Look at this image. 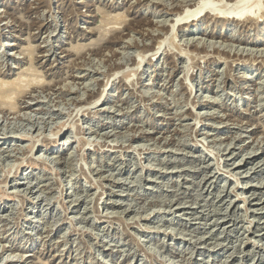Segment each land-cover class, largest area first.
I'll list each match as a JSON object with an SVG mask.
<instances>
[{
  "label": "rangeland",
  "instance_id": "rangeland-1",
  "mask_svg": "<svg viewBox=\"0 0 264 264\" xmlns=\"http://www.w3.org/2000/svg\"><path fill=\"white\" fill-rule=\"evenodd\" d=\"M200 1L0 0V248L40 264H264V13L173 26Z\"/></svg>",
  "mask_w": 264,
  "mask_h": 264
},
{
  "label": "bare ground",
  "instance_id": "bare-ground-1",
  "mask_svg": "<svg viewBox=\"0 0 264 264\" xmlns=\"http://www.w3.org/2000/svg\"><path fill=\"white\" fill-rule=\"evenodd\" d=\"M189 1V0H188ZM222 0H220V2H221ZM224 1V0H223ZM228 1H230L229 3H226V4H223V5H219L217 2H215V0H202V1H200L198 4H193V5H190L189 7H186L185 9H182V11L180 12V14L178 15V17H177V19H175L176 21H175V23L173 24V26H175L176 24H179L180 26H182V28H184V26L185 27H189V26H192V27H196V30L200 33V30L202 29V28H206L207 29V27H204L203 26V24H201L200 22H203L204 23V19H205V17L207 16V15H211V16H214L215 17V19H218V20H221L223 23H222V27L223 28H226L227 27V25L228 24H231V22H235V21H237V22H240V23H245V22H253V21H255L256 22V20H259L262 16H263V13H264V10H262L263 8H262V0H254V8H252V7H248L247 5H249L248 3L250 2V1H253V0H227V2ZM219 2V1H218ZM161 3V2H160ZM163 3V2H162ZM251 3V2H250ZM216 4H218V5H216ZM168 7V6H167ZM205 8H207L208 10L206 11V13L205 14H203V15H201L202 14V11H204V10H206ZM201 13V14H200ZM211 18H213V17H211ZM211 18H210V20H211ZM261 20V19H260ZM162 23V22H161ZM258 23V21L256 22V24ZM158 24H159V22H158ZM235 24V23H234ZM160 26V25H159ZM239 26V25H238ZM40 28V27H39ZM172 28V27H171ZM56 30V29H55ZM195 29H190V28H188V33L189 34H193L192 36V43L194 44V46H196V47H198L199 45H203V46H205L206 45V42H205V44H204V42H201L200 40H198V39H196L195 37H194V31ZM160 31V30H159ZM158 31V32H159ZM204 31V30H203ZM206 31H208V30H206ZM214 31V30H213ZM236 30H232V33L233 32H235ZM150 32V31H149ZM203 33H205V32H203ZM163 34V33H162ZM206 34V33H205ZM207 35H209L212 39H214V38H216L217 39V37H221L220 35V32L216 35L214 32H212V30L207 34ZM206 35V36H207ZM235 35L236 34H233V35H229V36H226L227 37V40L228 41H235V40H233V38L235 37ZM175 37V36H174ZM47 38V37H46ZM173 38V37H172ZM235 39V38H234ZM242 39V38H241ZM250 39V38H249ZM239 40V38L238 39H236V41H238ZM162 41V40H161ZM208 41V40H207ZM252 41H254V40H252ZM129 42V41H128ZM172 42V41H171ZM176 42V41H175ZM239 42V41H238ZM242 42V41H241ZM240 42V43H241ZM248 42V41H247ZM4 43V45H6V44H8L6 41L5 42H3ZM207 43H209V42H207ZM217 43L218 42H216V41H210V43H209V47L212 49V47L214 48V49H221L222 47V49H227V47L229 46V51H235L236 52V54H239L240 53V55H242L244 52H245V49H243V48H241V49H243V50H241L239 47H236V49H234L235 47H234V45H232L231 43H230V45H229V43H228V45H224L223 44V42H220L221 43V45H219V46H217ZM219 43V44H220ZM160 44H162V43H160ZM163 44H164V42H163ZM223 44V45H222ZM177 45V44H176ZM239 46V45H238ZM161 47H162V45H161ZM202 47V46H201ZM208 47V48H209ZM32 48V47H31ZM171 48V47H170ZM157 49V48H156ZM234 49V50H233ZM255 49V48H254ZM30 51V50H29ZM183 51V50H182ZM252 51V50H251ZM33 52V51H32ZM158 52V51H157ZM219 52V51H218ZM234 52V53H235ZM247 52V51H246ZM185 53V52H184ZM230 53V52H229ZM252 53H253V55L255 54V56H257L259 53L261 54H259L260 56H262L263 58H264V53H263V50L262 49H259L258 50V48H257V50H253L252 51ZM252 53H251V55H252ZM30 54H32V53H30ZM157 54V53H156ZM231 54H232V52H231ZM147 55V54H146ZM143 56V55H142ZM145 57V56H144ZM30 58V57H29ZM139 58V57H138ZM250 58V57H249ZM31 60H32V58H31ZM140 60H141V58H140ZM143 60V59H142ZM254 63V62H253ZM252 63V64H253ZM140 65V64H139ZM149 70V69H148ZM37 74V73H36ZM126 75H127V73H126ZM248 75V74H247ZM251 77V76H250ZM250 77H248V78H250ZM35 79V78H34ZM33 79V80H34ZM218 79V78H217ZM245 79V78H244ZM18 80V79H17ZM22 80V79H21ZM21 80L19 81V85L21 84V86L20 87H23L22 86V83H20L21 82ZM91 80V79H90ZM263 80V79H262ZM28 81V80H27ZM127 81H128V79H127ZM126 81V82H127ZM141 81H142V78H140V83H141ZM26 82V81H25ZM29 82V81H28ZM33 82V81H32ZM40 82V81H39ZM42 82V81H41ZM40 82V83H41ZM87 82V81H86ZM130 82V81H129ZM4 82L2 81V83L0 84V85H2ZM24 83V82H23ZM37 83H38V81H37ZM108 83V82H107ZM15 85L13 86V87H16L17 85H18V82L16 81L15 83H14ZM5 85V84H4ZM3 85V86H4ZM66 85V84H65ZM90 85H91V82H90ZM108 85V84H107ZM163 85V84H162ZM3 86H1V87H3ZM8 86H9V84H8ZM8 86H7V89H8ZM86 86H87V84H86ZM12 87V86H11ZM17 87H19V86H17ZM20 87H19V89H20ZM64 87V86H63ZM72 88V87H71ZM2 89H4V87L2 88ZM75 89V88H74ZM77 89V88H76ZM104 89H106V88H104ZM192 89H193V87H192ZM242 89H244V87H242ZM5 90V89H4ZM11 90V89H10ZM12 90H13V88H12ZM62 90V89H61ZM73 90V89H72ZM3 92V91H2ZM2 92H0L1 93V95H2ZM17 92V91H16ZM102 93V92H101ZM258 93V92H257ZM103 94V93H102ZM102 94H100V95H102ZM6 95V94H5ZM11 95V94H10ZM10 95H9V97H10ZM94 95V94H93ZM8 96V95H7ZM41 96V95H40ZM82 96V95H81ZM99 96V95H98ZM103 96V95H102ZM1 97V96H0ZM7 98V99H9L10 100V98ZM92 97V96H91ZM96 97V96H95ZM108 97V96H107ZM1 98H3V96L1 97ZM5 98V97H4ZM93 98H94V96H93ZM100 98H101V96H100ZM5 100V99H4ZM3 100V101H4ZM12 100V99H11ZM96 100V99H95ZM97 101H99V99L97 100ZM96 101V102H97ZM6 102V101H5ZM12 102V101H11ZM10 103V102H9ZM98 103V102H97ZM189 103V102H188ZM187 103V104H188ZM195 103V102H194ZM7 104V103H6ZM12 104V107L11 108H13L14 107V105H13V103H10V105ZM15 104V103H14ZM9 105V104H8ZM10 105H9V107H10ZM3 106V105H2ZM8 106H6V108H9ZM113 107V106H112ZM15 108V107H14ZM79 109H81V108H79ZM14 110V109H13ZM192 110V109H191ZM194 110V109H193ZM29 113V112H28ZM207 113V112H206ZM25 114V113H24ZM23 116V115H22ZM197 116V115H196ZM202 116V115H201ZM210 116V115H209ZM27 118H28V116H27ZM175 118V117H174ZM220 121V120H219ZM182 125V124H181ZM196 125V124H195ZM183 126V125H182ZM73 127V126H72ZM114 130V129H113ZM58 131V130H57ZM141 131V130H140ZM148 131V130H147ZM14 132V131H13ZM26 133V132H25ZM106 133V132H105ZM21 134H24V133H21ZM40 134V133H39ZM206 134V133H205ZM18 135V134H17ZM109 135V134H108ZM237 135V134H236ZM57 136V135H56ZM143 136V135H142ZM238 136V135H237ZM236 136V137H237ZM100 137V136H99ZM132 137V136H131ZM32 138V137H31ZM68 138V137H67ZM102 140V139H101ZM109 140V139H108ZM111 140V139H110ZM114 140H116V139H114ZM122 140V139H121ZM125 140V139H124ZM57 141V138H55L54 139V141L53 142H56ZM123 142V141H122ZM207 142V141H206ZM205 142V143H206ZM211 142V141H210ZM223 142V141H222ZM121 143V142H120ZM141 143V142H140ZM228 143H229V141H228ZM112 144V143H111ZM110 144V145H111ZM114 144H116V143H114ZM125 145V144H124ZM20 146V145H19ZM121 146H123V145H121ZM14 147V146H13ZM136 147V146H135ZM225 147H227V146H225ZM230 147V146H229ZM251 147V146H250ZM263 147V146H262ZM31 148V147H30ZM122 149V148H121ZM181 149V148H180ZM179 149V150H180ZM149 150V149H148ZM212 150H214V149H212ZM135 151V150H134ZM216 151H218V150H216ZM246 151V150H245ZM247 152V151H246ZM249 152V151H248ZM188 154V153H187ZM244 155V154H243ZM247 155V154H246ZM206 157V156H205ZM220 157V156H219ZM223 157V156H222ZM242 161V160H241ZM44 162V161H43ZM170 162V161H169ZM173 162V161H172ZM238 162H240V161H238ZM28 163V162H27ZM237 163V162H236ZM148 165V164H147ZM101 166V165H100ZM142 166V165H141ZM153 166V165H152ZM150 167V166H149ZM167 167V166H166ZM171 167V166H170ZM184 167V166H183ZM248 167V166H247ZM255 167V166H254ZM253 167V168H254ZM12 168V167H11ZM161 168V167H160ZM176 168V167H175ZM251 168V167H250ZM4 170V169H3ZM250 170V169H249ZM227 172V171H226ZM257 172V171H256ZM231 173V172H230ZM205 174V173H204ZM103 176V175H102ZM232 176H233V174H232ZM119 177V176H118ZM102 178V177H101ZM234 178V177H233ZM236 178V177H235ZM111 179V178H110ZM254 181V180H253ZM262 182V181H261ZM263 183V182H262ZM59 184V183H58ZM68 184V183H67ZM220 184V183H219ZM234 184V183H233ZM235 185H236V183H235ZM261 185V184H260ZM223 186V185H222ZM225 186V185H224ZM246 186V185H245ZM48 189V188H47ZM222 189V188H221ZM24 190V189H23ZM43 190V189H42ZM24 191H26V190H24ZM47 191V190H46ZM40 192V191H39ZM202 192V191H201ZM218 192V191H217ZM231 193V192H230ZM9 194V193H8ZM25 194V193H24ZM244 194V193H243ZM254 194V193H253ZM252 194V195H253ZM2 195H4V194H2ZM24 196V195H23ZM35 196V195H34ZM250 198V197H249ZM25 200V199H24ZM74 199H72V201H73ZM229 200V199H228ZM258 200H259V198H258ZM32 201V200H31ZM245 201V200H244ZM75 202V201H74ZM184 203V202H183ZM180 204V203H179ZM83 205V204H82ZM228 205V204H227ZM236 205V204H235ZM231 206V205H230ZM179 207V206H178ZM243 207V206H242ZM86 208V207H85ZM170 208V207H169ZM176 208V207H175ZM163 209V208H162ZM219 209V208H218ZM124 210V209H123ZM166 211V210H165ZM188 211V210H187ZM123 212V211H122ZM212 212V211H211ZM239 212V211H238ZM121 213V212H120ZM136 213V212H135ZM111 214V213H110ZM122 214V213H121ZM78 215V214H77ZM141 215V214H140ZM146 215V214H145ZM110 216V215H109ZM134 216V215H133ZM193 216V215H192ZM239 216V215H238ZM100 217V216H99ZM68 218V217H67ZM82 218V217H81ZM86 219V218H85ZM84 221V220H83ZM139 222V221H138ZM80 223V222H79ZM140 223V222H139ZM169 223V222H168ZM253 223V222H252ZM74 224V223H73ZM142 226V225H141ZM186 226V225H185ZM155 227H157V226H155ZM225 227V226H224ZM82 229V228H81ZM247 229V228H246ZM170 230V229H169ZM46 232V231H45ZM181 233V232H180ZM174 234V233H173ZM183 235V234H182ZM203 236V235H202ZM237 236V235H236ZM64 237V236H63ZM210 237V236H209ZM97 238V237H96ZM252 238V237H251ZM147 239H148V237H147ZM201 239V238H200ZM0 241H1V238H0ZM66 241V240H65ZM149 241H151V239H149ZM155 241V240H154ZM161 241V240H160ZM219 241V240H218ZM256 243V242H255ZM106 245V244H105ZM215 246V245H214ZM235 247V246H234ZM239 248V247H238ZM1 249V251H0V264H40V263H31L28 259H29V256H30V254H26V253H23V254H20L19 256H17V254H14V253H16V249H14V248H12V245H7V244H3L2 245V247L0 248ZM30 249V248H29ZM163 249V248H162ZM237 249V248H236ZM18 250V249H17ZM27 250V249H26ZM34 250V249H33ZM36 250V249H35ZM78 250V249H77ZM103 250H109L108 248L107 249H103ZM150 250V249H149ZM22 251V250H21ZM61 251V250H60ZM151 251H155V249H154V247H151ZM156 251H157V249H156ZM26 252V251H25ZM232 252V251H231ZM3 253V254H2ZM230 253V252H229ZM7 254V255H6ZM26 254V255H25ZM100 253H98V255H99ZM193 254V253H192ZM241 255V254H240ZM17 256V257H16ZM135 256V255H134ZM77 257V256H76ZM133 257V256H132ZM259 257V256H258ZM17 258V259H16ZM79 258V257H78ZM96 259V258H95ZM98 261H99V259H97ZM132 260V259H131ZM131 260H129V262L128 263H130V261ZM168 260H171L169 263H167V264H176V263H174V259H168ZM168 260H167V262H168ZM97 261V262H98ZM101 262V261H100ZM105 263V262H104ZM43 264H45V263H43ZM107 264V263H106ZM181 264V263H180Z\"/></svg>",
  "mask_w": 264,
  "mask_h": 264
}]
</instances>
